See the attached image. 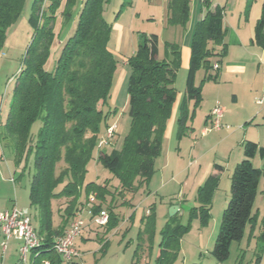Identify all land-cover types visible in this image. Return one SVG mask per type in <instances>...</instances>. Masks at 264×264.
<instances>
[{
    "label": "trees",
    "instance_id": "obj_1",
    "mask_svg": "<svg viewBox=\"0 0 264 264\" xmlns=\"http://www.w3.org/2000/svg\"><path fill=\"white\" fill-rule=\"evenodd\" d=\"M46 1L47 6L45 0H36L29 18L34 36L24 67L18 74L13 101L7 122L0 129V137L13 147L18 165L28 163L33 157L30 201L38 211L39 227L36 230L44 239L39 251L52 264H63L54 251L55 239L64 235L80 207L85 205L82 197L97 193L100 204L93 206L96 215L111 196L109 181L86 183L87 168L96 151L98 162L119 180L122 196L125 192L137 191L141 184L149 183L154 176L155 162L162 153L168 122L177 101L175 85L182 66V52L179 45L166 43L168 55L160 60L159 37L142 38L128 60L131 68L128 86L130 129L119 149L104 152L98 148L100 135L114 125L112 121L118 114L111 103L117 68V60L109 48L113 26L104 18V7L110 0ZM25 2L0 0V52L8 30L20 20ZM213 2L201 0L205 16L197 24L191 44L186 91L177 119L178 140L187 135L188 122L202 103V88L196 86L197 71L201 67L213 69L210 59H222L227 53L225 12L221 7L212 10ZM62 6V29L71 23L77 7L80 10L78 22L74 35L62 40V52L54 70L48 71L46 64L51 50L61 36V33L57 34V23ZM189 15L190 0H169V25L186 27ZM253 43L264 48V7L263 16L255 27ZM216 47H221L220 52H216ZM190 103H193L192 112ZM35 123L41 126L37 133H32ZM257 156L264 161V147L247 142L244 159L232 176L231 200L224 211L212 252L217 264H224L229 259L232 244L240 242L247 228L257 220L254 206L264 176V169L253 165ZM61 163L66 168L57 174ZM216 181L211 176L206 188L199 189L205 224L210 220V201ZM61 199L67 200V207L61 216L60 228L55 229L53 203ZM108 210L110 223L107 230L111 231L118 220L110 205ZM154 211L152 209L149 217L144 218L133 264H141L147 251L145 245L148 243H145H152ZM192 215L196 216V212L193 211ZM185 231L178 214L168 219L162 231L156 264L171 263ZM262 240L264 242V233ZM149 250H152L150 245Z\"/></svg>",
    "mask_w": 264,
    "mask_h": 264
},
{
    "label": "rangeland",
    "instance_id": "obj_2",
    "mask_svg": "<svg viewBox=\"0 0 264 264\" xmlns=\"http://www.w3.org/2000/svg\"><path fill=\"white\" fill-rule=\"evenodd\" d=\"M35 2L36 0H26L20 20L8 30L5 45L0 52V129L7 122L17 77L24 67V60L33 40L34 30L29 24V18L33 13ZM46 2L45 0L44 5L47 6ZM167 2V0H110L104 7V18L106 22L113 26L109 48L115 55L117 68L114 75L111 103L118 111L116 120L112 121L113 124H117L118 129L111 142V146L103 148L104 152L120 148L124 137L129 132L128 86L131 68L128 65V60L138 49L142 38H150L153 35L160 37L161 54L164 52V56H166L168 55L165 52L166 43L178 42L183 39L186 31L190 28V23L194 24L193 31H195L197 24L200 22L199 19L203 9L200 0H190V15L186 27L169 25ZM214 2L220 4V7L224 9L226 28H233V26L239 28L241 24V32L244 34H247L248 29L251 27L254 30L263 16L264 0H214ZM63 8L62 6L59 10V20L57 23V34L60 35L61 33V36L59 37L60 39L57 38L51 50V56L46 64L48 71H53L56 66L63 48L62 40L66 41L76 31L79 8L75 9L71 23L62 29L60 12H62ZM215 58L210 59L211 65L218 61V57ZM247 61L250 64V68L248 75L244 79L242 78V88L237 83V93L241 89L242 93H244V99L241 102L243 109L241 108L242 110L237 113V121L239 118L253 117L248 121H243L241 125L231 120L227 121L226 125H229L230 129H223L220 132L213 131L202 137L201 133L203 128H205L204 122L208 108L213 104V100H217V94L221 95L222 99L219 104L224 107L227 101L231 100V96L234 93L233 88L227 81L226 83H222L221 88L217 90L215 83L220 81L218 72L214 69L206 70L201 67L196 74V86L201 87L203 92V87L206 83L212 82V84L210 83V85L205 87L204 109L199 108L197 115L193 118L194 120L191 119L188 123L189 132L188 135L181 139L183 141L181 143V145L183 144L181 151L183 152L179 155L180 160H178L186 168L190 161L196 159L200 162L199 165L201 167L197 171H195V168L199 166L191 167L181 179L178 177L177 180L173 181V184L169 185L166 191L158 193L159 195H152L150 202L146 203V206L149 203H156L161 208V200L164 201L163 205L165 203L168 205L170 202L181 200L183 194L186 198L180 218V223L186 231L182 235L177 255L170 264H217L212 252L215 248L224 211L231 200L234 170L244 159V146L247 142H254L264 147V104L259 105L256 103L259 99L264 98V66L255 57L248 56ZM187 77L188 70L180 69L178 71L175 86L181 97L185 95ZM239 81L238 79L237 82ZM226 115L224 114V116ZM40 126V123H35L32 133H37ZM104 134L105 132L100 137ZM227 137H229V140L225 142ZM179 143L180 140L176 138L175 134L170 147H167L166 144L164 152L160 156L161 158L157 160L155 164V176L151 184H149V189L154 193L163 182H172L174 162L165 170L163 182L160 175L163 168L165 169V160L170 154L171 162L179 159L177 158L176 149ZM195 147L196 151L192 153V149ZM97 156L98 152L96 151L93 160L88 165L87 182L104 184V182L109 181L112 186L118 184L119 180L98 162ZM253 165L257 169H264V161L259 156L253 160ZM65 168L66 165L64 163L59 164L57 174ZM222 168L223 171H220ZM213 170L218 173L217 176L211 175ZM33 174V157L29 159L28 163H22L21 166L18 165L15 162L13 147L8 141L0 137V211L10 210L17 206L20 209H28L32 217L35 214L38 215L37 209L31 206L30 201V186ZM211 176L215 177L217 181L216 185H214L210 201V220L205 224L202 220L203 215L200 210L202 203L198 193L201 187L206 188V184ZM186 177H188L189 181L185 189H182L181 197L177 198L180 186L178 187L174 183L185 182ZM204 178L205 181L202 184ZM147 186L146 184L144 187L146 191L148 190ZM204 193L206 192L204 191ZM114 196L118 198L117 203L124 201L122 195L115 193ZM160 197H163V199H160ZM125 204L127 205V203ZM55 205V208L59 207V211L63 212L67 207V201L60 200ZM161 209L158 212L156 207L154 211L152 243L149 241L145 243H148V247L147 245H145L146 248L144 247L147 251L143 254L141 264H156V257L162 241V231L168 222V219H165L161 215ZM193 211L196 212V216L192 215ZM254 212L257 215V220L247 228L240 242L232 244L229 259L224 264H264V242L262 240V234L264 233V176L259 185ZM192 216L194 217L192 218ZM34 225L36 228L39 227L37 223H34ZM139 234L140 230H132L128 239L122 243H120V236L111 235V243L105 258L101 257V253L97 254V259H100L98 264H133L135 251L140 242ZM149 245L152 247V250H149ZM14 246L12 244V248ZM1 261L2 251L0 248ZM16 261L17 257L12 258L11 261L9 260L7 264H14ZM92 262H94L93 258H86L87 264H91Z\"/></svg>",
    "mask_w": 264,
    "mask_h": 264
},
{
    "label": "crops",
    "instance_id": "obj_3",
    "mask_svg": "<svg viewBox=\"0 0 264 264\" xmlns=\"http://www.w3.org/2000/svg\"><path fill=\"white\" fill-rule=\"evenodd\" d=\"M167 1H168L167 6H168L169 0H167ZM200 2H201V0H200ZM216 7H220V4L213 2V6L211 9L214 10ZM167 10H168V7H167ZM201 12H202V15L200 16L199 21H201L205 16V10L202 9ZM193 29H194V24L190 23V28H189V30L186 31L183 39L179 40L178 42H167L170 44H177L181 47V52H182L181 69H184V70L185 69L189 70V66H190L191 44H192V40H193V36H194ZM254 33H255V29L253 30L252 27L250 29H248L247 34L242 33L241 32V24L239 25V28H237V26L236 27L233 26V28L227 27V35L225 38V44L227 45L226 56L222 59L218 57V61L213 64V66H214L221 59V61L219 62V69L215 70L213 68L220 75V81L221 82L219 81L218 83H215V85L217 86L216 87L217 90H219L221 88L222 83H224V82L226 83V81H227V83H229L231 85V87L233 88V93H234L231 96V100L227 101V104L224 106L225 114H227L226 116H224L223 121H222L224 126L226 125L227 121H230V120L236 124L239 123L241 125L243 121H248L249 119H251V117H253V116H248L246 118H241V119L239 118V120L237 121V113H239L243 109V107H242L243 105H241V102L244 99V93H242V89L240 90L239 93H237V85L239 84L241 86L240 88H242L243 79L248 75V70L250 68V64L247 61V57L250 56V57H255V58L259 59L260 63L263 64V66H264V48L253 43ZM160 44H161V38L159 37V54H158V57L160 60H163L167 57V55L164 56V52H163V54H161ZM220 50H221V47H216V52H220ZM165 52H166V49H165ZM215 59H217V58H215ZM259 66H260V64H259ZM238 79L242 82H240V81L237 82ZM210 83L212 84V82H209V83H206L203 87V92H202V95H203L202 98L203 99H202L201 106L199 107L200 109L201 108L204 109L203 103L205 101V97H204L205 87L210 85ZM184 96L181 97V94L178 93L177 101H176L174 108H173V115L168 122V127H167V131H166L164 143H163V150H162L161 154H163L166 144H167L166 145L167 147L168 146L170 147L173 139L175 138V134H176V138H177V119L179 116V108H180V105L184 99ZM221 99H222L221 95L218 93L217 94V100H213V104H211L210 108H208V113L206 115V119L204 122L205 128H203V130L206 129L207 126L209 127L212 124V121L210 118L211 111L213 110V108L215 107V105L217 103L221 102ZM189 108H190V111L192 112L193 103L189 104ZM198 109L196 110L194 117H195V115H197ZM192 120H194V119H192ZM226 126H229V125H226ZM223 129L228 130L227 128L224 127L220 131H223ZM175 130H176V132H175ZM203 130H202V132H203ZM187 135H188V133H187ZM202 137H203V134H202ZM228 140H229V137H227L225 142H227ZM181 143H183V141L180 140V143L178 144V146L176 148L177 149V158H179V159L171 162V154L169 156L167 154L168 157L166 158L165 164H164L165 169L163 168V171H161V175H160V176H162L161 179H163L162 180V182H163L164 177H165L164 176L165 170H167V168L170 167L172 165V163L174 162V168H173L174 170L172 171V173H174V174H173V177L171 180L172 182L171 183L163 182V184L158 188V190L155 193L149 189V184H151V182L155 176L154 175L149 183L141 184V186H139V189L137 191L123 193L124 201L121 203H119V202L117 203L118 198H115L114 194L115 193L116 194L121 193L120 183L118 181V184H115L114 186H112L111 182L109 183L111 196L107 197V203H106L107 207L105 208L106 205H104L102 210H106L109 213V210H108L109 205L112 208V211L118 220L117 226L113 230L108 231L107 230L108 225L105 227H100V226L96 225V223L93 221V218H92V215L90 214V211L91 210L93 211V206L100 204V201L98 200L97 193H90L87 198L82 197L81 201L85 205H82L80 207V209L78 210V212H77V214L73 220L81 217L85 221L81 235L76 239V243H75L76 248L82 253V261L85 264H87L86 263L87 257L88 258L90 257L91 259L93 258L94 262H92L91 264H98L100 259L99 260L97 259V254H100V253H101V257L105 258V256L107 255L108 247L110 246V243H111V238H110L111 235L120 236L121 237L120 243H122L128 239L130 232L132 230L137 229V230L141 231L144 227L143 226L144 218L149 217L150 211H152V209H156V207L158 209V212H159V209L162 208L161 209V215L165 219H169L170 218L169 209L174 205H178L179 206L178 215L181 218V213L183 210L184 202H186V198L184 197V194H183V198L181 200H176V202H170V203H168V205L166 203H165V205H163L164 201L161 200L160 201L161 202L160 203L161 208H159L156 203H151V204L149 203L146 206V203L150 202L152 195H159L158 193H160V192L163 193V191H166L167 188L169 187V185L173 184L174 180H177L178 177L181 179L183 177V175L190 170L191 167L199 166V167L195 168V171L200 169V167H201L199 165L200 162L196 159L190 161L189 165L186 168H184L181 165V163L178 161V160H180L179 155L183 152V151H181V149H182L181 146L183 145V144L181 145ZM117 149H119V148H117ZM195 151H196V147L194 149H192V153H195ZM160 156L156 159V162H157V160H159V158H161ZM156 162H155V164H156ZM218 171H219V169H218ZM220 171H223V168ZM194 175H195V172H194ZM211 175L217 176L218 173L213 170V173ZM108 180H109V178H108ZM188 181H189L188 177H186L185 182L180 181V183L179 182L174 183V184L178 185V187L180 186V190H179V194H178L177 198L181 197L182 189L183 188L185 189ZM204 181H205V178L203 179L202 184L204 183ZM86 183H88L87 180H86ZM97 184H101V183H97ZM146 184L148 185L147 191H146V189H144ZM90 195H96L97 204L91 205V206L88 204ZM161 198L163 199V197H160V199ZM61 200H65V199H61ZM58 202H60V200H57L53 203L54 228L55 229L60 228L61 223H62L61 216L64 212V211L60 212L59 207L55 208V206H56L55 203H58ZM125 203H127V205ZM6 210H9V209H6ZM6 210H2V211H6ZM26 210H28V209H26ZM32 218H33V224L37 223L39 225L38 215L35 214L34 217H32ZM109 223H110V214H109ZM68 227H67V229H68ZM35 228H36V226H35ZM0 235H1V241H2L1 230H0ZM58 238L59 237H56L55 242ZM12 244L15 245L13 248H12ZM105 244H107V245L105 246ZM21 245H22V243L20 241L12 240L10 243V246H9L7 256L4 260L2 259L0 264H7V262L9 260L11 261L12 258H15V257H17V261H16V263L14 262V264H19V249H20ZM13 251H14V253H13ZM62 263L66 264L63 260H62Z\"/></svg>",
    "mask_w": 264,
    "mask_h": 264
},
{
    "label": "built area",
    "instance_id": "obj_4",
    "mask_svg": "<svg viewBox=\"0 0 264 264\" xmlns=\"http://www.w3.org/2000/svg\"><path fill=\"white\" fill-rule=\"evenodd\" d=\"M214 69H219V63L214 65ZM257 103L259 105L264 104V98L259 99ZM224 114L225 108L217 103L210 115L212 124L203 130V136L213 131H220L224 127L230 129V126L223 125ZM117 129V124H114L100 137L99 150L103 151V148L111 146ZM88 204L90 206L97 204L96 195H90ZM90 214L96 225L100 227L108 225V211L102 210L100 213L94 215L91 210ZM84 224L85 221L81 217L73 220L64 235L59 237L54 244L55 253L66 264H85L82 261V253L76 248L75 244L76 239L81 235ZM0 230L2 233L0 248L3 260L7 256L11 241L17 240L22 243L19 249V264H52L51 260L43 257L39 251L42 247L43 239L39 236L33 224V218L29 210L20 209L15 206L11 210L0 211Z\"/></svg>",
    "mask_w": 264,
    "mask_h": 264
},
{
    "label": "water",
    "instance_id": "obj_5",
    "mask_svg": "<svg viewBox=\"0 0 264 264\" xmlns=\"http://www.w3.org/2000/svg\"><path fill=\"white\" fill-rule=\"evenodd\" d=\"M179 211V206L178 205H174L169 209V215L170 217H174L178 214Z\"/></svg>",
    "mask_w": 264,
    "mask_h": 264
}]
</instances>
